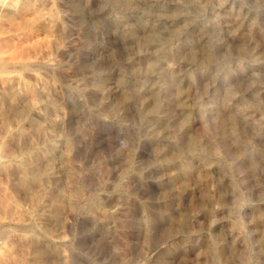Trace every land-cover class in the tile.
Instances as JSON below:
<instances>
[{
    "label": "rangeland",
    "instance_id": "rangeland-1",
    "mask_svg": "<svg viewBox=\"0 0 264 264\" xmlns=\"http://www.w3.org/2000/svg\"><path fill=\"white\" fill-rule=\"evenodd\" d=\"M0 58V264H264V0H0Z\"/></svg>",
    "mask_w": 264,
    "mask_h": 264
},
{
    "label": "bare ground",
    "instance_id": "bare-ground-1",
    "mask_svg": "<svg viewBox=\"0 0 264 264\" xmlns=\"http://www.w3.org/2000/svg\"><path fill=\"white\" fill-rule=\"evenodd\" d=\"M1 59V58H0ZM2 61V60H1ZM23 66V65H22ZM182 95V94H181ZM219 250V249H218Z\"/></svg>",
    "mask_w": 264,
    "mask_h": 264
}]
</instances>
